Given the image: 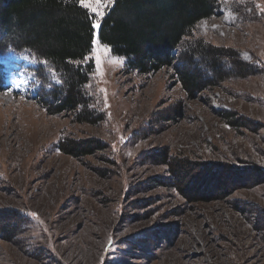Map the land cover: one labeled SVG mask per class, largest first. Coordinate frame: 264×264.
<instances>
[{
	"label": "rangeland",
	"instance_id": "374dc122",
	"mask_svg": "<svg viewBox=\"0 0 264 264\" xmlns=\"http://www.w3.org/2000/svg\"><path fill=\"white\" fill-rule=\"evenodd\" d=\"M222 1L191 37L241 51L252 73L191 96L173 67L130 71L111 50L104 76L95 68L91 76L105 116L98 123L50 113L23 95L34 62L2 59L13 91H0V207L37 217L20 239H0V264H264V0ZM21 73L29 83L17 88ZM62 136L97 137L108 148L79 159L57 148ZM163 148L230 165L228 187L190 200L168 165L149 158Z\"/></svg>",
	"mask_w": 264,
	"mask_h": 264
},
{
	"label": "trees",
	"instance_id": "16d2710c",
	"mask_svg": "<svg viewBox=\"0 0 264 264\" xmlns=\"http://www.w3.org/2000/svg\"><path fill=\"white\" fill-rule=\"evenodd\" d=\"M223 4L222 0H115L102 19L99 37L125 59L130 71L150 74L173 67L192 96L227 77L253 72L241 51L191 37L198 23L215 15ZM94 18L79 0H0V91L11 87L2 59L9 53L28 56L34 61L28 67L33 78L23 95L50 113L71 112L79 122L102 121L105 116L96 109L91 94L94 64L73 63L90 51ZM225 113L227 119L233 117ZM57 148L83 159L107 149L108 144L97 137L62 136ZM149 155L168 165L172 185L190 200H211L223 194L229 185L221 180L223 175L234 173L230 165L176 157L166 148ZM0 209V239H20L30 224L29 213L14 207Z\"/></svg>",
	"mask_w": 264,
	"mask_h": 264
},
{
	"label": "snow or ice",
	"instance_id": "6c2138e0",
	"mask_svg": "<svg viewBox=\"0 0 264 264\" xmlns=\"http://www.w3.org/2000/svg\"><path fill=\"white\" fill-rule=\"evenodd\" d=\"M115 0H79V5L87 10L89 16H92L94 14V19L92 20L91 27L95 30L93 34V38L91 40V48L87 55H85L81 61L79 62H73L77 64H85V63H93L95 67V73L99 77L104 76V69L103 64L105 62V57L109 56L111 53V47L107 44H102L99 37V30L101 28V21L103 17L106 15V10H110L112 6H114ZM260 8V11L264 13V4L258 5ZM231 15V13H229ZM206 27V24H205ZM218 27V26H214ZM25 59H28V56L24 57ZM34 62V61H32ZM112 63H123L122 58L119 57H113ZM42 63L47 64V61H43ZM52 75H55V72L52 73ZM29 83V81L25 78V75L23 73L20 74L19 78L14 81L15 87L19 88L25 84ZM12 88L9 87L5 91V95H11L12 94ZM101 92L105 93V101L107 100L106 89H100ZM21 99H24V97H21ZM123 139V138H122ZM0 211H3V209H0ZM19 211V210H17ZM31 217H37V213H30L28 214Z\"/></svg>",
	"mask_w": 264,
	"mask_h": 264
}]
</instances>
